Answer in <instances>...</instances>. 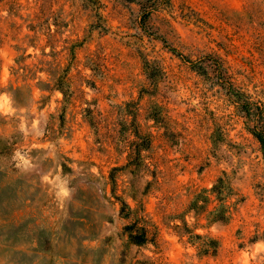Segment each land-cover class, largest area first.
Listing matches in <instances>:
<instances>
[{"label": "rangeland", "instance_id": "obj_1", "mask_svg": "<svg viewBox=\"0 0 264 264\" xmlns=\"http://www.w3.org/2000/svg\"><path fill=\"white\" fill-rule=\"evenodd\" d=\"M264 0H0V264H264Z\"/></svg>", "mask_w": 264, "mask_h": 264}, {"label": "trees", "instance_id": "obj_2", "mask_svg": "<svg viewBox=\"0 0 264 264\" xmlns=\"http://www.w3.org/2000/svg\"><path fill=\"white\" fill-rule=\"evenodd\" d=\"M253 136L260 144L263 156H264V127L263 124H256L252 130Z\"/></svg>", "mask_w": 264, "mask_h": 264}]
</instances>
